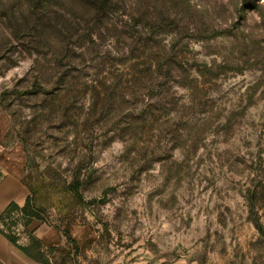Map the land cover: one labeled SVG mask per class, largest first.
Here are the masks:
<instances>
[{"label": "rangeland", "instance_id": "374dc122", "mask_svg": "<svg viewBox=\"0 0 264 264\" xmlns=\"http://www.w3.org/2000/svg\"><path fill=\"white\" fill-rule=\"evenodd\" d=\"M3 171L53 264H264V0H0Z\"/></svg>", "mask_w": 264, "mask_h": 264}, {"label": "crops", "instance_id": "0c3cea01", "mask_svg": "<svg viewBox=\"0 0 264 264\" xmlns=\"http://www.w3.org/2000/svg\"><path fill=\"white\" fill-rule=\"evenodd\" d=\"M2 172V171H1ZM0 172V173H1ZM0 177V217L10 204L15 203L23 207L30 192L21 178L14 173L4 172ZM32 222L28 231L40 240L44 246V253L48 254L50 249H57L64 245L60 234L57 230L46 225H38ZM19 245L26 247L28 239H19ZM55 256V253H54ZM53 261V260H52ZM51 261V264H53ZM0 264H40L29 258L17 246L13 245L0 232Z\"/></svg>", "mask_w": 264, "mask_h": 264}, {"label": "trees", "instance_id": "16d2710c", "mask_svg": "<svg viewBox=\"0 0 264 264\" xmlns=\"http://www.w3.org/2000/svg\"><path fill=\"white\" fill-rule=\"evenodd\" d=\"M20 218L22 221V226L28 235V245L22 247L19 245L20 237L14 232V228L18 226L17 222H14V218ZM35 220L41 221L40 210L35 206L32 196L30 195L23 207L17 206L15 203L10 204V206L5 210V212L0 217V232L15 246H17L24 254L29 258L40 264H51L54 259V253L57 249H50L48 254L44 253V246L40 240L28 232V227ZM256 226L258 222H255ZM260 229L261 225L258 224ZM67 243H71L72 239L69 234H64Z\"/></svg>", "mask_w": 264, "mask_h": 264}]
</instances>
